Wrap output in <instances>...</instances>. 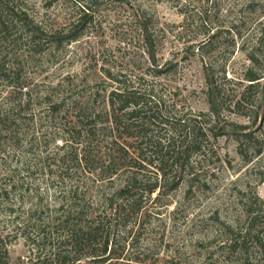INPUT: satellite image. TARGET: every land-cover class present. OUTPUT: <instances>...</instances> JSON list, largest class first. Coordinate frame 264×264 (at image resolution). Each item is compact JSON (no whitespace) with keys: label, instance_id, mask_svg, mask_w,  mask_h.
<instances>
[{"label":"rangeland","instance_id":"1","mask_svg":"<svg viewBox=\"0 0 264 264\" xmlns=\"http://www.w3.org/2000/svg\"><path fill=\"white\" fill-rule=\"evenodd\" d=\"M80 4L91 6L89 21L80 17ZM10 6L29 25L15 21L10 32L0 31V236L8 264L30 256L16 214L37 202L54 210L71 187L90 200L120 188L116 176L111 181L96 165L77 167L73 159L84 147L105 152L114 137L130 150L142 140L111 124L118 78L152 93L164 113L198 118L213 130L187 167H175L167 181L158 176L162 187L118 231L128 237L126 250L107 264H264V80L250 91L249 115L223 110L218 121L205 115L211 82L228 102L243 91L249 68L264 75V0H10ZM56 29H64L63 40L51 43ZM88 117L114 128L89 139L81 127ZM152 170L144 177L150 183L159 175Z\"/></svg>","mask_w":264,"mask_h":264},{"label":"trees","instance_id":"2","mask_svg":"<svg viewBox=\"0 0 264 264\" xmlns=\"http://www.w3.org/2000/svg\"><path fill=\"white\" fill-rule=\"evenodd\" d=\"M80 5V17H91V6ZM86 10L89 12L86 13ZM15 21L23 26L29 25L26 18L10 6V0H0V31L10 32ZM74 29L71 28L70 31ZM63 30L56 29L52 32L51 43L63 40L60 36ZM29 33L31 40L35 41V30H30ZM65 37L69 41L76 38L68 35ZM42 50L43 47L39 44L36 51ZM251 60L255 64L257 58L251 55ZM243 79L246 81L245 84L240 81L244 85L243 91L236 100L228 102L223 90L211 82L207 88L210 112L205 115L215 121L220 119L223 110L249 115L245 109L251 108L250 91L261 85L264 75L251 67L245 72ZM117 82L118 86L110 94L114 115L111 124L117 130L122 129L128 137L142 140L130 150L119 138L114 137L105 152L93 154L84 147L76 151L73 159L77 167L96 165L94 171L112 179L111 181H115L116 176L120 181V188L109 197L103 194L98 196V200H90L86 198L85 192L79 191L78 186L71 187L54 210L37 202L26 215L16 214L15 229L23 236L30 249L27 262L21 264H107L112 259L111 255H118L119 258L128 246V237H121L122 240L119 237L120 227L127 226L130 218L142 210L146 200L144 197L150 198L162 187L160 177L167 181L168 172L175 167L179 168L180 164L187 167L194 154L202 153L204 143L208 140V130H213L209 124L204 125L198 118L177 117L167 110L164 113L154 95L147 93L145 88L142 91L140 86L135 87V84L119 78ZM82 115L78 114L79 119H82ZM96 116L94 114L95 118ZM90 117L81 126L89 139L98 131L114 128L98 126L99 121ZM228 124L234 126L231 122ZM151 168L159 174L153 183L144 178L145 171H153ZM16 211L14 208L10 209L12 213ZM126 232L129 235L132 229ZM1 243L0 264H8L7 248L0 236V245ZM131 262L128 264H135L133 260Z\"/></svg>","mask_w":264,"mask_h":264}]
</instances>
